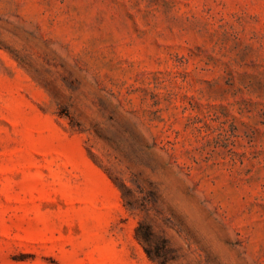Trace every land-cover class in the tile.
Wrapping results in <instances>:
<instances>
[{"label":"rangeland","instance_id":"374dc122","mask_svg":"<svg viewBox=\"0 0 264 264\" xmlns=\"http://www.w3.org/2000/svg\"><path fill=\"white\" fill-rule=\"evenodd\" d=\"M0 264H264V0H0Z\"/></svg>","mask_w":264,"mask_h":264},{"label":"trees","instance_id":"16d2710c","mask_svg":"<svg viewBox=\"0 0 264 264\" xmlns=\"http://www.w3.org/2000/svg\"><path fill=\"white\" fill-rule=\"evenodd\" d=\"M141 229H142V224H140V225L137 227V229H136L137 237H138V239H139L140 241H147L146 238H141V236H140V231H141ZM147 251H148V253H149V255L151 256L152 259H154V260L157 259L158 256H154V255L150 252V250H148V249H147Z\"/></svg>","mask_w":264,"mask_h":264}]
</instances>
